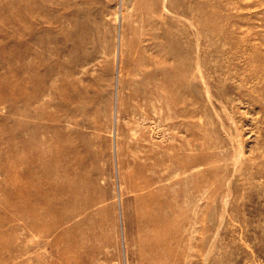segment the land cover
Instances as JSON below:
<instances>
[{
    "label": "rangeland",
    "instance_id": "rangeland-1",
    "mask_svg": "<svg viewBox=\"0 0 264 264\" xmlns=\"http://www.w3.org/2000/svg\"><path fill=\"white\" fill-rule=\"evenodd\" d=\"M0 264H264V0H0Z\"/></svg>",
    "mask_w": 264,
    "mask_h": 264
},
{
    "label": "bare ground",
    "instance_id": "bare-ground-1",
    "mask_svg": "<svg viewBox=\"0 0 264 264\" xmlns=\"http://www.w3.org/2000/svg\"><path fill=\"white\" fill-rule=\"evenodd\" d=\"M27 15H28V13H27ZM52 33V32H51ZM41 34V33H40ZM44 36V35H43ZM42 37V36H41ZM42 39H43V37H42ZM44 40V39H43ZM30 41H32V40H30ZM184 43V42H183ZM34 44V43H33ZM32 45V44H31ZM176 47V46H175ZM182 48H183V46H182ZM27 50H28V47H27ZM172 52H173V50H171ZM174 51H175V48H174ZM181 51H183V50H181ZM180 52V51H179ZM175 53V52H174ZM177 56V55H176ZM181 57V56H180ZM25 58V57H24ZM179 58V57H178ZM180 59V58H179ZM179 59L177 60V61H179ZM181 62V61H180ZM179 63V62H178ZM180 64V63H179ZM178 64V65H179ZM181 66V65H180ZM174 68H177V69H180L178 66L177 67H174ZM53 70V69H52ZM173 70V69H172ZM47 72V71H46ZM178 76V75H177ZM129 77V76H128ZM179 77V76H178ZM132 78V77H131ZM23 83H25V82H27V81H22ZM165 83H166V85H167V93L169 94H179V95H183V93H184V91H185V89H184V85L182 84V80H179V79H177L176 81H175V84H174V86H172V82L170 81V79L169 78H166V80H165ZM186 86V85H185ZM187 88V87H186ZM218 92V91H217ZM220 96V95H219ZM178 100H179V98H178ZM178 105V106H177ZM181 104L179 103V101L175 104V110L177 109V114H181ZM191 107H193V106H191ZM32 112V111H31ZM30 161H32V159H30ZM243 174V173H242ZM18 196H22L21 194H17Z\"/></svg>",
    "mask_w": 264,
    "mask_h": 264
}]
</instances>
